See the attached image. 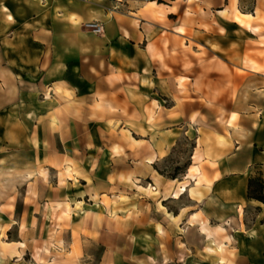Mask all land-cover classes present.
Segmentation results:
<instances>
[{
	"label": "crops",
	"instance_id": "crops-1",
	"mask_svg": "<svg viewBox=\"0 0 264 264\" xmlns=\"http://www.w3.org/2000/svg\"><path fill=\"white\" fill-rule=\"evenodd\" d=\"M260 50L264 0H0V135L24 169L0 245L37 264L38 239L46 264L264 261Z\"/></svg>",
	"mask_w": 264,
	"mask_h": 264
},
{
	"label": "rangeland",
	"instance_id": "rangeland-1",
	"mask_svg": "<svg viewBox=\"0 0 264 264\" xmlns=\"http://www.w3.org/2000/svg\"><path fill=\"white\" fill-rule=\"evenodd\" d=\"M261 45L259 47V49H261ZM259 58L260 59H264V51L260 50L258 52ZM264 71V70H262ZM261 71V72H262ZM13 87L8 84L5 83L4 85H0V111L5 110L7 107H10L11 105V99H12V94H11V89ZM261 88V87H259ZM15 89V88H14ZM255 90V88H254ZM262 93V92H259ZM262 97V96H261ZM259 114L260 116L262 114H264V107L259 106ZM5 120V119H4ZM7 122V121H6ZM16 134H11L10 132H3L0 135V209H4V206L2 205V202L5 200L10 201L9 199L11 198V196L15 195L16 193L21 192V185L23 184L22 180H20V178H16L13 182V184L9 181L11 175H14L16 173H20V172H24V169H22V167H17L15 165H13V161H16L17 158L22 159V152L21 150L17 153L16 151H14V147L12 145L13 142V136ZM182 147L180 146V152H182L184 154L185 150H187L188 148H190L191 142L190 140H188L187 138L184 139L182 142ZM182 148V149H181ZM181 163L178 166H174L171 164V166L169 165V169L173 170V172H169L167 173L168 175H172V174H176V176H179L180 172H182V170L184 169V165H185V161L183 159L180 160ZM177 178V177H176ZM252 209H250V211H248L247 215L248 217L252 216ZM4 229L1 228L0 229V234L4 235ZM16 234H17V230L16 229H11L9 232V239L15 241L16 240ZM33 243V241H32ZM42 239H38L37 241L34 242V245L32 246V251H33V256L35 258V260L40 263V264H46L45 261H41L40 257H39V252L40 250H42ZM28 247V246H27ZM85 249H88V251L90 249H93V258L100 256L101 254V248L98 247L97 249L94 247H90V246H86ZM205 251L210 254V255H217L218 251H216L214 249L213 246H206L205 247ZM0 255L4 256L5 260H3L0 264H37L36 262H34L33 260H31V257L29 254H24L21 255L20 252H18V257L21 258V262H17V257L16 258H12L11 257V252L8 251L6 249V245L5 244H1L0 245ZM52 258V257H51ZM50 258V260H51ZM194 260H189V261H185V262H149L148 264H220L218 263L217 259H214L215 257L211 256L210 259L202 261L201 259H204V257L199 254L196 253L194 256ZM23 259V260H22ZM90 258H86V260H88ZM264 263V261H260V262H255L254 264H262ZM82 264H96L95 262H90V260L88 261H83ZM115 264H146L144 262L141 263H115ZM235 264H242V263H235Z\"/></svg>",
	"mask_w": 264,
	"mask_h": 264
},
{
	"label": "trees",
	"instance_id": "trees-1",
	"mask_svg": "<svg viewBox=\"0 0 264 264\" xmlns=\"http://www.w3.org/2000/svg\"><path fill=\"white\" fill-rule=\"evenodd\" d=\"M163 2V0H156ZM175 178L176 174L169 175ZM247 197L264 203V181L259 178H249L247 181Z\"/></svg>",
	"mask_w": 264,
	"mask_h": 264
},
{
	"label": "built area",
	"instance_id": "built-area-1",
	"mask_svg": "<svg viewBox=\"0 0 264 264\" xmlns=\"http://www.w3.org/2000/svg\"><path fill=\"white\" fill-rule=\"evenodd\" d=\"M84 25L90 29V31L94 32V33H100L103 30V26L102 23L100 21H87L84 23Z\"/></svg>",
	"mask_w": 264,
	"mask_h": 264
},
{
	"label": "bare ground",
	"instance_id": "bare-ground-1",
	"mask_svg": "<svg viewBox=\"0 0 264 264\" xmlns=\"http://www.w3.org/2000/svg\"><path fill=\"white\" fill-rule=\"evenodd\" d=\"M150 111V110H149ZM150 113V112H149ZM150 117H151V115H150ZM217 245V244H216ZM219 246V245H218ZM214 249L216 250V251H218V249L216 248V247H214ZM218 263H220V264H223V262H221V261H218Z\"/></svg>",
	"mask_w": 264,
	"mask_h": 264
},
{
	"label": "snow or ice",
	"instance_id": "snow-or-ice-1",
	"mask_svg": "<svg viewBox=\"0 0 264 264\" xmlns=\"http://www.w3.org/2000/svg\"><path fill=\"white\" fill-rule=\"evenodd\" d=\"M233 119H235V117H233Z\"/></svg>",
	"mask_w": 264,
	"mask_h": 264
}]
</instances>
